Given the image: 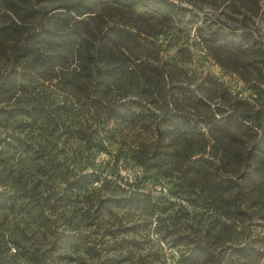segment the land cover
<instances>
[{"label":"trees","instance_id":"trees-1","mask_svg":"<svg viewBox=\"0 0 264 264\" xmlns=\"http://www.w3.org/2000/svg\"><path fill=\"white\" fill-rule=\"evenodd\" d=\"M3 1L0 209L54 229L71 247L79 238L67 223L74 203L87 205L92 189H112L119 196H96L95 209L110 202L141 205L167 228L180 219L175 245L183 246L185 264H264V88L256 96L216 91L224 114L202 131L191 115L212 95L181 86L180 98L193 102L192 113L182 117L180 101L165 85L153 92L167 71L153 65L144 41L154 18L181 10L174 0ZM139 4L142 13L135 11ZM123 123L128 130L116 132ZM136 125L154 126L155 140L127 142ZM175 135L192 144L187 163L169 165L160 147ZM208 136L218 147L215 161L204 156ZM119 163L133 169L131 180L110 178ZM178 172L184 187L174 191L169 184ZM203 179L207 194L175 213L162 192L140 191L162 183L168 193L189 197L200 193L194 185ZM42 262L36 249L0 233V264Z\"/></svg>","mask_w":264,"mask_h":264},{"label":"rangeland","instance_id":"rangeland-1","mask_svg":"<svg viewBox=\"0 0 264 264\" xmlns=\"http://www.w3.org/2000/svg\"><path fill=\"white\" fill-rule=\"evenodd\" d=\"M174 1L182 7L181 10L165 20L154 18L150 23V35L144 41L154 56L153 65L163 66L167 71L159 84L153 87V92L165 85L180 101L182 117L192 113L193 102L180 98L181 86L197 87L212 95L213 98L207 101L208 106H198V111L191 115V119L205 131L206 124L213 123L224 114L216 102V91L226 89L232 94L256 96L255 90H259L260 86L264 88V0ZM5 5L4 1L0 3V15L4 13ZM135 11L142 13L144 8L139 4L135 6ZM253 84L255 89L251 87ZM196 94L201 93L197 91ZM129 127L130 124L123 123L116 126L115 131H126ZM128 132L130 135L126 140L133 144L149 143L156 138L154 126L145 130L136 125ZM191 144L182 135L167 137L160 147L165 150L162 156L166 163L180 165L186 161V148ZM218 153L215 141L208 136L204 156L215 161ZM98 157L108 158L105 153ZM119 164L118 175H109L110 178L131 180L133 169ZM212 175L216 178L215 172ZM182 179V173L178 172L177 178L169 184L172 190L184 187L179 186ZM204 182L195 184L194 190L200 193L196 195L194 192L189 197H184L185 193L184 196L168 193V186L162 183L153 186L148 183L140 191L151 192L154 197L162 192L170 198L175 213L182 206L190 207L191 203L202 200L207 194V187L202 185ZM113 192L112 189H92L85 196V206L88 207L85 212L84 205L74 203L72 217L67 223L72 233L77 231L75 234H79V238L75 237L72 244L76 245L71 247L65 245L63 236L54 234V229L48 231L37 227L29 217L8 210L0 209V233L8 240H19L36 249L45 259L40 264H185L180 255L183 246L175 245L180 219L167 228L141 205L122 207L110 202L95 209L96 196H119ZM180 214L181 211L175 214V218ZM165 219V222L171 223L169 217Z\"/></svg>","mask_w":264,"mask_h":264}]
</instances>
